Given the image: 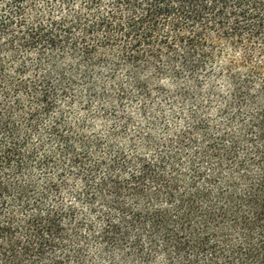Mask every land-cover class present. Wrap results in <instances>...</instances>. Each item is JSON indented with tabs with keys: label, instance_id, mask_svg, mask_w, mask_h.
<instances>
[{
	"label": "trees",
	"instance_id": "16d2710c",
	"mask_svg": "<svg viewBox=\"0 0 264 264\" xmlns=\"http://www.w3.org/2000/svg\"><path fill=\"white\" fill-rule=\"evenodd\" d=\"M0 264H264V0H0Z\"/></svg>",
	"mask_w": 264,
	"mask_h": 264
},
{
	"label": "rangeland",
	"instance_id": "374dc122",
	"mask_svg": "<svg viewBox=\"0 0 264 264\" xmlns=\"http://www.w3.org/2000/svg\"><path fill=\"white\" fill-rule=\"evenodd\" d=\"M162 86H163L164 88H166V89L172 90V86H171L170 82H168V81H165V82L162 84Z\"/></svg>",
	"mask_w": 264,
	"mask_h": 264
}]
</instances>
